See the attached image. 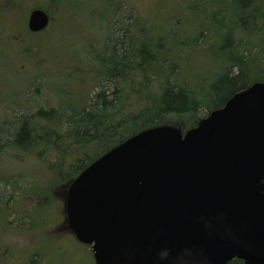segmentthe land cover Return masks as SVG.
I'll return each mask as SVG.
<instances>
[{
  "label": "trees",
  "instance_id": "16d2710c",
  "mask_svg": "<svg viewBox=\"0 0 264 264\" xmlns=\"http://www.w3.org/2000/svg\"><path fill=\"white\" fill-rule=\"evenodd\" d=\"M108 2L115 11L108 37L98 42L100 47L107 45L101 47L95 58L100 68L96 67L93 74L79 75L78 81L82 84L71 91L72 101L65 104L58 98L55 103L44 100L45 105L37 96L28 95L32 87L40 91L37 79L43 75V70L55 76H61L59 72L67 74L53 68L54 63H48L44 69L37 67L45 54L39 49L31 51L32 46L29 48L24 43L28 39L29 45L37 44V40H41L38 37L41 34L45 37V33H32L25 23L14 26L15 31L11 33L24 35L26 40L8 42L9 33L4 36L0 33V57L8 58L10 62L5 64L8 68L14 60L13 46H19L22 54H29L24 60L26 67L12 70H17L15 74L30 84L23 91L3 92L0 86V95L5 93V98H0V185L10 187L12 192V201L8 199L0 204V214L4 208L8 212L5 223H0L1 230L9 226L12 217L13 222L27 219L25 210L11 209L19 202L16 197L28 199L26 193L32 189L30 185L22 192L24 181L33 177L27 174V169L23 171L24 168L43 165L51 172L52 181L60 182L57 194H53V188L38 194L41 200L46 198L45 202L52 204L46 217L43 218V214L40 218L44 226L48 215L59 208L50 197H63L61 222L55 215L58 225L49 230L54 235L48 233L57 240L59 229L71 232L65 215L68 186L99 156L150 127L169 123L182 128L194 126L212 110L223 106L235 92L255 81H264V0H215L218 17L210 6L211 0H190V18L182 20L177 15L169 17L164 24L158 21V15L151 18L139 15L129 6L131 1ZM77 3L78 0H43L42 3L0 0V11L15 13L18 24L20 11H25V6L44 8L53 19L52 13L60 10V6L65 4L69 10ZM198 5L202 9L195 12ZM183 22L191 25L188 31L182 27ZM7 26L2 28L7 30ZM213 36H219L217 52L211 44ZM78 61H82L81 58ZM203 67H217L221 74L209 81L212 72L204 75L198 72ZM91 78L94 82L88 89L83 82ZM31 156L34 161L30 160ZM24 204L25 201L20 203ZM40 233L47 235L46 231ZM2 236L1 233L0 239ZM1 243L3 241L0 246ZM49 258L48 264L53 261L52 255ZM229 264L244 262L234 259Z\"/></svg>",
  "mask_w": 264,
  "mask_h": 264
},
{
  "label": "water",
  "instance_id": "95a60500",
  "mask_svg": "<svg viewBox=\"0 0 264 264\" xmlns=\"http://www.w3.org/2000/svg\"><path fill=\"white\" fill-rule=\"evenodd\" d=\"M50 18L36 8L32 32ZM68 226L96 264H264V82L195 126L144 129L89 164L66 192Z\"/></svg>",
  "mask_w": 264,
  "mask_h": 264
},
{
  "label": "rangeland",
  "instance_id": "374dc122",
  "mask_svg": "<svg viewBox=\"0 0 264 264\" xmlns=\"http://www.w3.org/2000/svg\"><path fill=\"white\" fill-rule=\"evenodd\" d=\"M36 1L38 3L43 2V0ZM128 1H131L133 5L128 2L129 6H133L139 15H144L148 18L158 15V21L163 24L169 17L177 15L181 17L182 20L190 18V10L188 8L190 0ZM211 1L213 3L210 4V6L214 13H216L215 16L217 15L218 17V5L215 0ZM31 7L33 6H30V8ZM72 7V10L70 8L69 10H66V5L63 4L60 6V10L57 9L52 13L53 19L50 27L45 32H42L45 33V37L41 34V36L38 37L41 39V42L38 40L37 44L36 42H33L34 46L32 44L29 45L30 40H26L24 35L20 36L19 34L11 33L15 31V27L20 23L26 24L28 15L31 11L30 8L25 6V11L21 9L22 11H20L19 16L20 22H18V24L16 19L17 15H15V13L0 11V33L2 36L9 33V38L7 39L8 42L25 39L26 41H24V43H26L29 48L32 46L31 51L35 52L39 49L42 51V54H45V56L41 57L42 59L37 63V67L42 66L44 69L48 63H54V65H52L53 68L56 67L58 71L67 72L66 75L59 72L61 76H55L47 74V72L43 70V75L37 79V82L40 83L38 84L40 91L36 92V88L32 87L28 92L29 96H37L36 99L43 102L45 105H47V103H44V100L47 99H50L54 103L58 98L61 99L60 102L63 104L68 101L71 102V91H75V89L82 84L78 81L79 75H90L94 73V70L100 68V62H98L97 59L95 60V58H97V55L100 53V50L102 49L101 47L104 48L107 46H103L104 44H102L100 47L98 42L108 37L110 25L113 21L112 16L115 11L113 5H111L108 0H78V3ZM201 9L202 6L198 5L195 12H200ZM3 26H7V30H4L2 28ZM182 27L188 31L191 28V25L187 22H183ZM2 31H4V33H2ZM218 38L219 36L211 37V44L213 45L214 52H217L220 45ZM12 52L14 54V60L10 63L11 68H8L5 65L6 61L10 62L8 61V58L5 59L4 57H0V86L3 92L12 89H20L23 91L30 85L24 81L25 79L21 80V78L14 72L18 69L22 70L23 66L26 67L24 60H26L25 57L29 54H22L19 46H13ZM32 55L35 56V53ZM92 57H94V59H92ZM80 58L82 61H78ZM49 59H51L50 62ZM88 64H91V66ZM14 68L17 70L13 71L12 69ZM102 68L103 66L101 65V69ZM89 71L91 72L88 73ZM198 72L200 75L212 72L208 78L209 81H212L214 77L221 74L220 69L217 67H203ZM93 82L94 81L91 78L90 80L83 82V84L87 85L88 89H91ZM79 92L83 93L81 90H79ZM7 93L8 92H6V95ZM0 98H5V93L1 94ZM21 112L22 111L19 113ZM192 121L193 120L189 121L188 124H192ZM169 124L175 125V123ZM30 160L34 161L35 158L31 156ZM22 166L23 165H20L21 169L24 168ZM26 169L29 172L27 174L33 175V177L24 181V185H22V189H24L22 192L30 188V185H32V189H29L26 193L28 199H21L20 195L16 197L19 202L15 203L11 209L25 210L27 213V219L24 222H13L12 217L8 221L9 226L4 230L0 229V234H3L0 239V241H3L0 246V264H48L47 260L50 259V255H52L53 261L50 260L49 264H93V253L91 248L79 242L71 232L67 230L60 231L59 229V231H57L58 235L56 234L58 236L57 240H55L57 237L53 238L48 236V233L49 235H54L49 230L55 229L53 226L58 225L56 223L57 220L61 222L60 217L63 214L64 208L62 202L63 197H59L60 199L57 196H55V198L52 196L50 197V199L54 201L53 204H58L59 208H61H58V211L56 210L57 208H54L53 214L48 215L47 217V225L44 226L41 223L40 218L43 214V218L46 217L50 212L49 210H51L52 204L50 205L45 202L47 201L46 198L41 200L38 194L41 192H47L48 190L51 191L52 188L53 194H57L61 189V186L59 185L60 182L52 181L51 172L43 165L39 164L33 168H24L23 171ZM30 171H32L33 174L30 173ZM11 193L10 187L0 185V204H3V202L8 199L12 201V197L10 198ZM24 201L25 204L21 206L20 203ZM34 201L36 202L34 203ZM0 215V223L1 221L5 223V219L8 217L7 210L4 208ZM55 215H58L57 220L54 219V217H56ZM51 217L53 218V221ZM43 231H46L47 235L46 233H40ZM44 242H51V244H49L51 247L47 244H43ZM90 254L92 258L90 257Z\"/></svg>",
  "mask_w": 264,
  "mask_h": 264
},
{
  "label": "clouds",
  "instance_id": "9594fccd",
  "mask_svg": "<svg viewBox=\"0 0 264 264\" xmlns=\"http://www.w3.org/2000/svg\"><path fill=\"white\" fill-rule=\"evenodd\" d=\"M158 255H159V260L161 262H166V261L174 259L175 261H177V264H184V261L186 259L191 258L193 256L190 250H185L183 254H179L173 257L171 254V251L167 248H162Z\"/></svg>",
  "mask_w": 264,
  "mask_h": 264
}]
</instances>
